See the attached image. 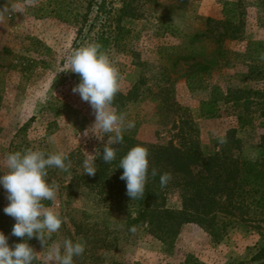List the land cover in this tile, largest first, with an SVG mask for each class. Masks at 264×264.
<instances>
[{
  "label": "rangeland",
  "instance_id": "obj_1",
  "mask_svg": "<svg viewBox=\"0 0 264 264\" xmlns=\"http://www.w3.org/2000/svg\"><path fill=\"white\" fill-rule=\"evenodd\" d=\"M88 1L0 0V174L7 171L4 160L10 152L33 149L68 156L67 172L47 170V181L57 191L45 207L60 214L62 225L44 245L36 237L28 240L37 264H45L48 249L64 239L85 244L84 264H180L186 255L206 264L249 261L262 240L248 222L230 225L221 239L194 223L184 224L167 249L144 227L129 225L128 203L105 200L83 185L69 196L66 186L74 171L84 169L85 161H93L110 146L113 135L94 126V110L72 92L74 82L64 73L70 55L82 47L86 28L80 32L74 19ZM225 1L235 3L241 30L238 38H224L218 44L224 26L217 22L224 20ZM106 2L108 7L119 4V0ZM134 7L133 16L124 20L129 34L119 46L110 43L103 52L118 70L117 93L137 94L134 100H119L116 93L112 101V109L125 117L123 134L165 142L177 132L182 117L192 122L205 154L218 151L258 158L264 135V127L258 126L259 104L250 108L252 124L239 127L235 115L242 109L225 97L249 90L254 102L264 98V58L252 54L255 62L250 67L252 61L239 55L249 40H264V0H135ZM22 57L45 59L50 65L25 73L20 68ZM204 64L210 68L198 78L196 69ZM212 96L218 115L199 116V102ZM129 121L135 123L131 129L126 128ZM7 203L0 188L1 211ZM168 205L179 206L175 193L169 195ZM7 218L13 226L14 219ZM76 224L103 240L97 242L102 246L93 258L85 253L92 242Z\"/></svg>",
  "mask_w": 264,
  "mask_h": 264
},
{
  "label": "trees",
  "instance_id": "obj_2",
  "mask_svg": "<svg viewBox=\"0 0 264 264\" xmlns=\"http://www.w3.org/2000/svg\"><path fill=\"white\" fill-rule=\"evenodd\" d=\"M134 1L119 0L116 7H108L106 0H89L86 9L76 13L74 19L80 25V32L86 28L82 37V47L99 44L101 52H104L105 47L110 43L119 46L130 32L124 25V20L133 16ZM234 5V2H224V20L217 22L224 26V30L216 40L218 44L224 38L239 37L241 28L237 24ZM252 54L264 58V40H249L245 51L239 54L252 61L250 67L255 62ZM22 59L20 68L25 73L31 72L33 67L41 66L44 70L50 65L45 59L36 60L28 57ZM208 68H210L208 64L199 65L195 75L200 78L201 73ZM67 70L64 69L65 76L73 80L76 85L79 82L78 75ZM188 86L193 88L190 83ZM133 92L117 94L119 100H134L137 94ZM250 94L251 91L242 90L225 98L236 109H242L235 115L239 127L252 124L254 117L250 108L253 104H259L258 126L264 127V98L254 102L249 97ZM198 113L201 117L218 115L215 96L200 101ZM177 128V132L170 139L158 143L140 141L133 136L123 134L121 143L110 145L116 149V158L113 161L110 163L103 161V149L93 159L97 169L94 176L84 174V169L74 171L66 186L69 196L73 188L83 185L103 196L105 200L128 203L131 210L128 213L129 225L144 227L148 235L158 239L167 249L173 247L184 224L194 223L212 238L221 239L230 225L248 222L257 230L262 242L249 261L239 264H264V135L261 136L259 143L263 153L254 160H248L218 151L205 154L193 124L187 118L180 117ZM136 145L144 146L148 150L149 173L144 197L130 200L126 195L125 181L119 179L123 169L118 167L121 158ZM152 169L157 170L156 176L151 175ZM165 172L170 173L172 179L165 187H161L159 177ZM171 193L177 195L179 206L168 205V197ZM52 202L53 200L43 203L47 206ZM74 226L82 232L86 241L92 242L89 251L85 253L89 252V256L93 258L96 249L102 246L103 240L90 231V228L84 229L80 224ZM11 228L7 215L0 209V231L9 236L10 246L21 240L11 236ZM100 241L101 243L97 245ZM74 258V264H84V253ZM33 264H37L36 259ZM180 264L206 263L193 255H186Z\"/></svg>",
  "mask_w": 264,
  "mask_h": 264
},
{
  "label": "clouds",
  "instance_id": "obj_3",
  "mask_svg": "<svg viewBox=\"0 0 264 264\" xmlns=\"http://www.w3.org/2000/svg\"><path fill=\"white\" fill-rule=\"evenodd\" d=\"M100 48L99 44H88L75 50L68 59L67 71L79 77L72 92L94 110V126L104 134H113L109 136V144L117 145L123 141L125 130L124 115L117 114L111 107L119 91L118 70ZM134 126V121H129L126 128ZM148 155L147 148L136 145L120 160L118 168L123 171L119 179L125 181L126 195L130 200L144 197L149 173ZM115 158V147L106 146L103 161L110 163ZM67 160L68 156L63 152L45 153L33 149L10 152L5 157L7 171L0 174V188L6 193L8 203L3 213L15 221L11 236L21 240L10 246L9 236L0 231V264H33L35 251L28 240L36 237L44 245L61 228L60 214L45 207L43 202L54 200L57 191L56 186L47 181V170L54 167L67 172ZM96 172L94 161L84 162V174L94 176ZM151 175L156 176L157 170L152 169ZM159 179L161 187H165L172 177L165 172ZM84 251L83 242L64 239L48 249L45 264H74V257L81 256Z\"/></svg>",
  "mask_w": 264,
  "mask_h": 264
}]
</instances>
